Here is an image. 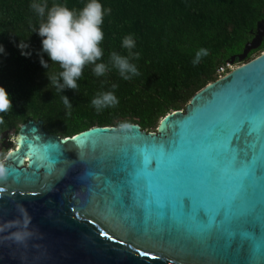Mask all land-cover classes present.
<instances>
[{
	"label": "water",
	"instance_id": "95a60500",
	"mask_svg": "<svg viewBox=\"0 0 264 264\" xmlns=\"http://www.w3.org/2000/svg\"><path fill=\"white\" fill-rule=\"evenodd\" d=\"M263 38L261 21L239 60ZM248 117L254 131L229 142ZM170 141L175 158L154 159L146 175L140 159L158 154L143 149ZM14 144L0 181V264H264V52L156 132L133 124L61 138L29 120ZM241 183L244 197L229 202ZM193 210L203 226L185 218Z\"/></svg>",
	"mask_w": 264,
	"mask_h": 264
},
{
	"label": "trees",
	"instance_id": "16d2710c",
	"mask_svg": "<svg viewBox=\"0 0 264 264\" xmlns=\"http://www.w3.org/2000/svg\"><path fill=\"white\" fill-rule=\"evenodd\" d=\"M33 2L0 0V46L5 50L0 54V86L13 104L12 111L0 113L7 124V128L0 125V153L15 148L9 133L15 135L29 120H41L44 131L61 138L94 127H117L121 122L156 132L166 115L184 111L195 93L230 71L218 74L219 67L234 58V68L264 52L263 38L244 60L238 58L255 36L257 24L264 21V0H99L112 11L104 17V54L97 62L109 64L110 70L97 77L94 66H86L77 80L78 89L66 88L61 93L46 75L62 69L42 51L43 38L36 32L40 18L30 8ZM46 2L49 7L61 2L79 10L88 0ZM128 35L136 44L133 52L140 53L139 59L130 60L139 75L124 80L111 67L109 58L112 52L127 56L122 41ZM201 48L209 54L193 65ZM41 57L47 68L42 66ZM108 91L114 92L119 104L98 112L91 100ZM63 95L73 106L70 114Z\"/></svg>",
	"mask_w": 264,
	"mask_h": 264
},
{
	"label": "clouds",
	"instance_id": "9594fccd",
	"mask_svg": "<svg viewBox=\"0 0 264 264\" xmlns=\"http://www.w3.org/2000/svg\"><path fill=\"white\" fill-rule=\"evenodd\" d=\"M30 8L39 16L38 35L42 37V51L46 53L49 60L58 64L61 71L58 73H46L50 84L55 87L57 92L64 89L77 90V80L82 76L86 66L92 65L94 74L104 76L109 70V64L100 61L103 57L101 44L104 40L102 25L105 15L111 14V8L105 9L99 0H88L82 9H70L65 3L56 2L49 7L46 2L34 0ZM122 46L128 50L127 56H122L112 52L109 58L111 67L118 70L119 75L124 80H130L139 75L137 66L131 63V59H139L140 53L133 52L136 47L131 35L125 36ZM20 47V45H19ZM27 47V46H26ZM25 47V48H26ZM21 48V47H20ZM22 49V48H21ZM24 49V48H23ZM3 46H0V54L4 53ZM22 54H27L22 51ZM209 54L208 50L201 48L195 54L192 61L196 65L200 60ZM41 64L48 67L47 62L41 57ZM113 89L117 85H112ZM65 107L70 111L72 104L67 96H62ZM91 104L99 112L105 108L116 107L119 104L117 96L112 91L100 92L91 100ZM12 99L6 89L0 86V113L7 114L12 111ZM0 125L7 128L4 116L0 115ZM119 130H129L133 128L130 122H121L117 125ZM12 156L8 151L0 153V181H6L10 172L6 162ZM25 225L28 220L25 219ZM6 224L5 227H12ZM15 240L23 241L29 235L27 232H16L13 234Z\"/></svg>",
	"mask_w": 264,
	"mask_h": 264
},
{
	"label": "snow or ice",
	"instance_id": "6c2138e0",
	"mask_svg": "<svg viewBox=\"0 0 264 264\" xmlns=\"http://www.w3.org/2000/svg\"><path fill=\"white\" fill-rule=\"evenodd\" d=\"M252 122H253V120L251 118H249V117H248L247 122L246 121H241L239 128L236 130L235 133H233L232 137H229V142H231L233 139H236L239 136H241L244 131H249L250 133L253 132L254 128L251 126ZM171 146H172V141H170L167 145L161 144V145L152 146V147H147L146 146L143 149V152L146 153V154H150L149 150H151L152 152H155V153L158 154L157 157H154V156H152L150 154V159H148V158H145L143 160L140 159L139 166L141 167V169L144 171V173L146 175L150 176L151 171L153 170V168L150 167V165L153 163L154 159H155V167L159 168L160 164L163 162V160L165 158H168V159H174L175 158V153L168 151L169 147H171ZM135 163H136V160L134 161V164ZM245 192H246V190L244 189L243 183L237 185L234 193L229 198V202L235 201L238 198L242 199L244 197V195H245ZM184 216H185V218L187 220H189V221H191L193 223H197V224H200L202 226L204 224V222L202 220L198 219L195 210L185 213ZM142 255H146V254L142 253ZM261 259H264V258L261 257Z\"/></svg>",
	"mask_w": 264,
	"mask_h": 264
},
{
	"label": "built area",
	"instance_id": "2783aa9c",
	"mask_svg": "<svg viewBox=\"0 0 264 264\" xmlns=\"http://www.w3.org/2000/svg\"><path fill=\"white\" fill-rule=\"evenodd\" d=\"M231 69H233V67L231 66V63H226L224 66L219 67V69L217 70V73L218 74H225L226 72H228Z\"/></svg>",
	"mask_w": 264,
	"mask_h": 264
},
{
	"label": "rangeland",
	"instance_id": "374dc122",
	"mask_svg": "<svg viewBox=\"0 0 264 264\" xmlns=\"http://www.w3.org/2000/svg\"><path fill=\"white\" fill-rule=\"evenodd\" d=\"M9 136H11V141L14 143V137H15L14 133L13 132L9 133Z\"/></svg>",
	"mask_w": 264,
	"mask_h": 264
}]
</instances>
